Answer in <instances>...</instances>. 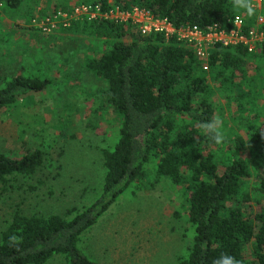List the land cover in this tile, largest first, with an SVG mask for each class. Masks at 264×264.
<instances>
[{
    "label": "trees",
    "instance_id": "16d2710c",
    "mask_svg": "<svg viewBox=\"0 0 264 264\" xmlns=\"http://www.w3.org/2000/svg\"><path fill=\"white\" fill-rule=\"evenodd\" d=\"M21 1L0 0V5L16 10ZM94 1L44 0L37 16ZM99 5L102 11L113 5L122 10L142 7L174 26L195 24L203 30L212 22L229 26L234 15L245 11L234 8L233 0H99ZM253 17L245 18L244 26ZM25 27L37 35L25 53H20L23 48L15 53L7 44L0 53V109L20 99L32 100L50 84L55 67L67 59L63 50L48 59L53 41L72 33L85 45L80 67L103 80V86L96 87L92 112L102 115L106 106L115 113L116 138L110 147L99 149L101 187L87 204L60 213L12 206L0 224V264H46L51 259L58 264H97L78 246L81 235L129 184L136 190L160 180L181 189L175 214L184 228L183 251L165 264H213L222 253L240 264H264V100L257 101L264 79L246 74L249 61L264 57V42L248 51L242 43L214 41L207 54L198 57L174 33H141L129 20L109 16L71 18L68 25L55 21L48 31L32 22ZM10 28L6 32L21 29ZM20 54L28 61L13 67ZM232 88L236 90L223 97L222 92ZM222 105L236 109L228 113L235 126L224 121ZM214 117L223 121L225 140L219 145L200 126ZM63 132L58 128L59 135ZM43 159L39 146L23 141L16 151L0 150L1 187L5 191L17 175H32ZM13 236L15 241L10 240Z\"/></svg>",
    "mask_w": 264,
    "mask_h": 264
},
{
    "label": "rangeland",
    "instance_id": "374dc122",
    "mask_svg": "<svg viewBox=\"0 0 264 264\" xmlns=\"http://www.w3.org/2000/svg\"><path fill=\"white\" fill-rule=\"evenodd\" d=\"M258 5L263 16L262 2L256 8ZM42 6L44 0H22L16 10L0 5V53L6 44L15 53L20 48V53L24 52L37 37L25 26L32 18H39L37 10ZM245 13L238 15L248 19ZM6 27L21 29L6 32ZM83 44L81 37L72 33L60 35L53 41L48 59L62 50L67 59L64 56L55 65L57 72L50 84L34 93L32 100L20 99L0 109V150L16 151L23 141L39 146L44 153L42 165L32 175H17L5 191L0 185V224L15 204L24 211L60 213L70 206L82 207L99 193L103 175L99 149L110 147L115 140L116 115L106 106H102V115L95 117L92 112L93 102H97L96 87H102L103 80L80 67ZM19 56V60L15 56L13 67L28 61L26 56ZM246 74L257 81L264 79V57L249 61ZM257 81L249 80L248 84ZM233 90L222 92L223 97ZM219 97L222 103L224 98ZM263 100L264 91L257 98L258 102ZM221 108L224 121L235 126L236 122L228 118V113H236L234 106ZM58 128L64 129L63 135ZM133 186L129 184L119 193L81 235L78 246L97 264H165L183 251V221L175 214L181 189L163 180L151 187L133 190ZM184 232L189 237L190 229ZM46 264L58 261L51 259Z\"/></svg>",
    "mask_w": 264,
    "mask_h": 264
},
{
    "label": "built area",
    "instance_id": "2783aa9c",
    "mask_svg": "<svg viewBox=\"0 0 264 264\" xmlns=\"http://www.w3.org/2000/svg\"><path fill=\"white\" fill-rule=\"evenodd\" d=\"M253 3L256 8V4H260L261 0H253ZM259 6L249 26H244L245 19L236 14L230 19L229 26H219L217 22H212L204 30L195 24L174 26L165 17H153L142 7L134 6L130 10H122L113 5L112 8L102 11L99 0L78 3L66 10H56L52 14L32 18L31 21L41 31H48L54 26L55 21L68 25L71 18L83 16L87 19L109 16L117 20H129L141 33L156 31L162 32L165 36L174 33L175 39L190 45L195 55L203 57L214 41H219L223 45L242 43L248 51H253L256 46L264 42V18L259 13Z\"/></svg>",
    "mask_w": 264,
    "mask_h": 264
},
{
    "label": "clouds",
    "instance_id": "9594fccd",
    "mask_svg": "<svg viewBox=\"0 0 264 264\" xmlns=\"http://www.w3.org/2000/svg\"><path fill=\"white\" fill-rule=\"evenodd\" d=\"M233 7L244 9L248 16L255 14L253 0H233ZM200 126L215 144L219 145L224 142L225 135L223 131V121L220 118L214 117L211 121L202 122ZM16 239L15 236L10 237L11 241H15ZM213 264H240V262L234 257L222 253L220 257L213 261Z\"/></svg>",
    "mask_w": 264,
    "mask_h": 264
}]
</instances>
